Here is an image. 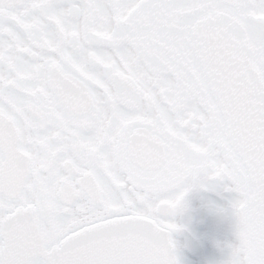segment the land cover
I'll list each match as a JSON object with an SVG mask.
<instances>
[{
  "label": "snow or ice",
  "instance_id": "1",
  "mask_svg": "<svg viewBox=\"0 0 264 264\" xmlns=\"http://www.w3.org/2000/svg\"><path fill=\"white\" fill-rule=\"evenodd\" d=\"M209 193L264 264V0H0V264H182Z\"/></svg>",
  "mask_w": 264,
  "mask_h": 264
},
{
  "label": "flooded vegetation",
  "instance_id": "2",
  "mask_svg": "<svg viewBox=\"0 0 264 264\" xmlns=\"http://www.w3.org/2000/svg\"><path fill=\"white\" fill-rule=\"evenodd\" d=\"M210 199H215L210 193L192 198L184 220L187 230L177 236L182 264H221L225 258L218 245L231 240L232 222L208 206Z\"/></svg>",
  "mask_w": 264,
  "mask_h": 264
}]
</instances>
